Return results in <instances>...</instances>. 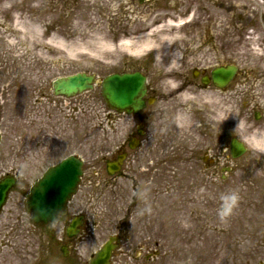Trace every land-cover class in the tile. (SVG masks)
Segmentation results:
<instances>
[{
    "label": "flooded vegetation",
    "instance_id": "af4514ba",
    "mask_svg": "<svg viewBox=\"0 0 264 264\" xmlns=\"http://www.w3.org/2000/svg\"><path fill=\"white\" fill-rule=\"evenodd\" d=\"M8 61L0 54V71L6 73L0 76V146L6 138L3 126L12 137L0 179L13 177L16 188L21 185L25 216L32 223L27 197L37 180L69 158L81 162L83 174L65 215L53 225L36 226L44 234L0 235V264H92L108 241L112 251L106 264H154L158 251L153 228L171 224L172 210L180 211L184 226L183 264L218 263V247L224 249V242L214 238V255L209 253L205 245L210 238H201L202 227L214 216V207L218 209L220 178L226 181L234 163L249 149L235 156L233 128L219 127L216 107L206 104L204 109L199 100L190 111L191 102L179 101L185 92L199 89L205 77L215 87L214 67L206 74L199 68L196 77L174 76L179 83L175 89L163 84L160 76L155 81L145 74V105L130 114L111 108L101 90L93 104L102 111L103 122L93 128L92 97L57 95L55 79L48 93L39 86L34 97H28L26 75ZM69 74L67 69L62 75ZM184 109L192 112L190 123L180 113ZM147 206L151 213L139 215ZM73 223L70 236L68 227ZM133 229L141 238L139 245L130 241ZM24 238H36L30 243L35 250L28 254ZM84 241L89 248L81 256L77 245ZM229 246L225 264H235L232 238Z\"/></svg>",
    "mask_w": 264,
    "mask_h": 264
},
{
    "label": "rangeland",
    "instance_id": "374dc122",
    "mask_svg": "<svg viewBox=\"0 0 264 264\" xmlns=\"http://www.w3.org/2000/svg\"><path fill=\"white\" fill-rule=\"evenodd\" d=\"M192 2L193 0L145 2L140 0H0V54L3 58L7 56L9 66L17 68L20 66L19 69L26 75L28 87L25 89L28 97H34V91L39 86L40 91L48 93L51 81L67 69L70 73L86 72L95 75L99 81L115 72L140 70L149 76L156 77L154 79L156 81L159 79L157 77L159 74H165V67L169 68L167 67L168 57L165 60L166 51L175 50L178 53V58L184 63V66L179 63V72L183 75H190V77L197 66L201 68L203 64L213 67L222 65V62L235 64V60L239 59L245 36L240 30L245 21L236 10L230 12L232 16L227 21L228 30L213 31L212 37V31L208 26H203L202 23L194 24L181 34L186 39H194V42L177 43L174 48L178 49L145 51L138 57L125 52L120 47L121 44L131 39H142V36L145 37L148 33L144 28L149 24L150 15L143 13L144 10L152 7L160 10L165 8L161 10L162 14L175 16L185 12L188 6H192ZM208 11L201 8L199 13L205 15ZM189 13L185 12L186 15L183 18L187 19ZM214 23L217 24V21ZM258 25L259 28L256 25L253 26L256 27L255 29H260L264 35V24L259 21ZM55 26H58L60 33L53 30ZM60 40L65 43L66 49L73 53L76 44L84 40H100L101 42L104 40L116 49V55L114 58L106 56L105 58L103 56L77 58L75 55L70 58L65 50L43 46L49 41H53L52 45H55ZM20 52L24 59L22 64L19 63L20 60L13 59ZM43 53L51 58L48 62L39 60ZM228 55L231 56L230 60L227 59ZM52 59L56 61L52 63ZM244 60L253 63L251 58L246 57ZM207 61L210 65L205 64ZM14 62L15 64H12ZM41 63L50 66L44 68ZM240 70V77L235 80L236 123L238 118H244L253 126H263L264 108L258 106L257 95H255V92L260 93L256 86L259 85L260 75L246 66H241ZM5 74L4 70L0 71L1 77ZM100 93V84H97L94 90L84 93L92 97L89 118L93 128L103 122L102 111L96 109L93 104V98H100ZM179 98L180 102L184 100ZM188 101L193 104L190 111H195L196 103L192 100ZM256 115H259L258 119ZM185 116L191 121L192 112H187ZM3 127L6 138L0 146V168H5L7 164L5 154L10 149L8 147L10 141L12 143L10 129ZM20 186L11 193L0 214V235L44 234L30 222L28 215L25 216L24 195ZM231 191H237L240 199L231 214L222 219L220 215L221 196ZM218 197V209L214 207V216L209 218L206 225L202 227L201 238H210V242L205 245L209 247V253L214 255L215 246L212 248L214 238L216 241H223L224 249L218 247L220 253L217 264H225L227 254L231 249L229 245L232 238L235 264H264V163L260 164L246 156L235 162L226 181L220 178ZM209 213L211 214V211ZM171 215H173L171 224L153 228L154 238L152 240L158 251L154 264H183L184 226L181 223L179 210H172ZM132 234L133 238H130V241L139 245L141 238L136 236V230L133 229ZM35 239L24 238L23 243L27 245V254L35 250V246L30 245ZM127 241L130 244L129 238ZM206 263L209 264L210 260Z\"/></svg>",
    "mask_w": 264,
    "mask_h": 264
},
{
    "label": "bare ground",
    "instance_id": "6f19581e",
    "mask_svg": "<svg viewBox=\"0 0 264 264\" xmlns=\"http://www.w3.org/2000/svg\"><path fill=\"white\" fill-rule=\"evenodd\" d=\"M150 1V0H144ZM204 1V2H203ZM193 0L192 6H188L185 9V12L189 13L188 18L184 19L183 17L186 15L185 12L177 14L175 16L161 13V10H165V8L157 9V8H148L147 10H144L143 13H146L147 15H150L149 18V24L146 25L144 28L146 33V36H142V39H131L126 43L121 44V48L132 55L140 56L145 51H159V50H174L178 48H174L175 44L181 43V42H194V39H186L181 36V34L192 25H197L199 23H202L203 26H208L212 31V37H213V31H222V30H228L229 26L227 21L232 16L231 11L236 10L238 14L243 18L244 25L241 27V31L244 32V42L243 47L239 52V59L235 60V64H231L232 66H235L237 68V77H240V67L246 66L247 68H250L253 72H258L260 75V81L259 85L257 84V88H259L260 93L255 92V95H257L256 99L258 100V106L264 108V35L261 33L260 29H255L253 25H256L259 28V21H261L264 24V0ZM249 2H253L250 4ZM203 8L204 11L209 10L208 13H205V15H202L199 13L200 9ZM190 10V11H189ZM165 14V15H164ZM165 16V17H164ZM209 21V23L207 22ZM217 21V24L214 23ZM255 21V22H254ZM213 23V24H212ZM201 24V25H202ZM58 26H55L53 30H57L55 32L60 33V31L57 28ZM140 28V27H139ZM202 28V27H201ZM208 29V28H207ZM145 34V33H144ZM53 41H49L46 43V45H43L44 48L48 46L50 49H56V50H65L67 54L71 57H74V55L77 58L81 57H101L105 58V56L108 58H114L116 55V49L112 47L111 44L107 43L103 40L101 42L100 40H84L81 43L76 44V48L74 53L72 51H68L66 49V45L63 41H58L55 45H52ZM42 45V44H41ZM167 52V51H166ZM165 52V60L167 59V67H165V74H159V76L164 81L166 80H177L174 78L176 75H180L179 72L180 68V59L178 58V53L176 51H169ZM20 52L18 56L12 57L15 59V61L20 60V63L22 64L23 56ZM158 53V52H157ZM162 57V56H161ZM230 55H228L227 59L230 60ZM251 58L253 63H248V61L244 60V58ZM1 59H7V56L3 58L1 56ZM51 58H48L46 54H41L39 60H44L48 62ZM164 60V59H162ZM164 60V61H165ZM56 61V59H52L51 62L53 63ZM159 61V57H158ZM224 61H226L224 59ZM41 62V61H40ZM248 63V64H247ZM12 64H15L12 63ZM42 64V63H41ZM205 64L210 65L209 61L205 62ZM225 63L222 62V65ZM29 65V64H28ZM43 67L47 68L50 65L42 64ZM178 65V67H177ZM30 66V65H29ZM200 67L197 66V70ZM213 66H205L204 64L201 66L202 73L206 74L207 71H209ZM25 69V67L23 68ZM255 70V71H254ZM62 71V70H61ZM64 72H61L62 75ZM56 76V75H55ZM236 77V78H237ZM233 82V87L231 88L228 84L224 88H219L216 85L215 87H211V84H201L200 88L195 90H190L182 94L180 97L184 99V102H188V100L200 102L199 100L203 101V108L205 109L206 104L212 106V108L216 107V110L218 109V112H214L215 122L218 123L219 127L221 128H234L236 125V116L234 112V102H235V95H236V89H235V80ZM168 86V85H167ZM170 87V86H169ZM171 89H175L170 87ZM202 96H200V95ZM198 95V96H197ZM15 110H18L17 108H14ZM215 110V111H216ZM188 110H181V115H186ZM228 113L229 118L220 121L218 118L221 115V113ZM185 121L187 120L190 123L189 117L185 116ZM259 117H256L258 119ZM263 126H258L261 128H264V118H263ZM19 125H23V123H19ZM248 152L246 157L254 159L258 161L260 164L264 163V159H258L256 155L252 152L250 148H248ZM238 162V161H237Z\"/></svg>",
    "mask_w": 264,
    "mask_h": 264
},
{
    "label": "water",
    "instance_id": "95a60500",
    "mask_svg": "<svg viewBox=\"0 0 264 264\" xmlns=\"http://www.w3.org/2000/svg\"><path fill=\"white\" fill-rule=\"evenodd\" d=\"M237 74L235 66L219 67L212 72L213 83L219 87L227 86ZM207 79L203 82L207 84ZM95 77L85 73L58 79L54 90L61 95H77L92 90ZM146 77L140 73L112 74L102 82L103 95L109 105L123 111H139L146 95ZM235 156L243 152V146L233 143ZM82 175L81 163L73 158L67 159L51 168L32 188L28 198V208L35 225H49L66 212L68 200L76 193ZM13 178L0 181V212L7 202L8 195L15 187ZM73 227V226H72ZM72 228L69 234L72 235ZM112 247L108 243L92 264L107 263Z\"/></svg>",
    "mask_w": 264,
    "mask_h": 264
},
{
    "label": "clouds",
    "instance_id": "9594fccd",
    "mask_svg": "<svg viewBox=\"0 0 264 264\" xmlns=\"http://www.w3.org/2000/svg\"><path fill=\"white\" fill-rule=\"evenodd\" d=\"M163 84L172 88L179 86V83L173 80L162 81ZM229 118L228 113H221L219 120L222 122ZM235 137L242 142L244 147L250 148L258 159H264V128L253 126V124L244 118H238L235 127L233 128ZM259 171V170H258ZM240 199L237 191H231L221 196L222 210L221 218L223 219L227 215L231 214L233 208L238 204ZM97 211H103L102 208ZM152 208L147 206L139 211V215H144L145 212L151 213ZM89 248V242L84 241L77 245V251L81 256L86 255Z\"/></svg>",
    "mask_w": 264,
    "mask_h": 264
}]
</instances>
